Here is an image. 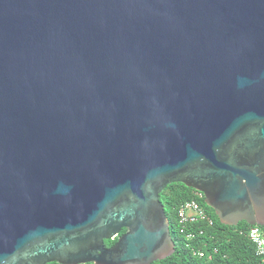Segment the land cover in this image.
Listing matches in <instances>:
<instances>
[{
    "label": "water",
    "instance_id": "95a60500",
    "mask_svg": "<svg viewBox=\"0 0 264 264\" xmlns=\"http://www.w3.org/2000/svg\"><path fill=\"white\" fill-rule=\"evenodd\" d=\"M175 182L264 226V0H0V264L165 258Z\"/></svg>",
    "mask_w": 264,
    "mask_h": 264
},
{
    "label": "trees",
    "instance_id": "16d2710c",
    "mask_svg": "<svg viewBox=\"0 0 264 264\" xmlns=\"http://www.w3.org/2000/svg\"><path fill=\"white\" fill-rule=\"evenodd\" d=\"M195 189L180 182L168 184L160 192V201L168 220L169 232L175 243L174 251L165 258L149 264H264V253L256 254L254 244L248 239L246 232L250 224L240 221L236 225H226L219 221L214 210L205 202L203 196L198 198L199 204L212 219V225L205 222L186 224L185 232H192L193 237L186 240L178 231L177 208L194 196ZM264 231V226H260ZM124 232V228L120 234ZM116 241L105 239V246ZM177 241V244H176ZM198 251L203 252L199 255ZM47 264H58L50 262ZM85 264H93L87 262Z\"/></svg>",
    "mask_w": 264,
    "mask_h": 264
},
{
    "label": "built area",
    "instance_id": "2783aa9c",
    "mask_svg": "<svg viewBox=\"0 0 264 264\" xmlns=\"http://www.w3.org/2000/svg\"><path fill=\"white\" fill-rule=\"evenodd\" d=\"M193 198L187 200L180 204L177 208V221H178V231L184 236L186 240L193 237V233L188 231L185 232L186 224H195L197 222H205V225L211 226L212 219L207 215L204 208L199 204L198 198L203 195L200 191L195 190ZM248 239L254 244L255 252L258 255L264 253V231L259 225H252L246 232ZM201 256L203 252H199Z\"/></svg>",
    "mask_w": 264,
    "mask_h": 264
},
{
    "label": "rangeland",
    "instance_id": "374dc122",
    "mask_svg": "<svg viewBox=\"0 0 264 264\" xmlns=\"http://www.w3.org/2000/svg\"><path fill=\"white\" fill-rule=\"evenodd\" d=\"M176 244H177V241H176Z\"/></svg>",
    "mask_w": 264,
    "mask_h": 264
}]
</instances>
